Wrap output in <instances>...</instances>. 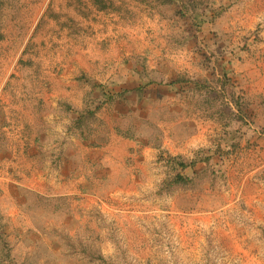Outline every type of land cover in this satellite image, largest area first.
Returning a JSON list of instances; mask_svg holds the SVG:
<instances>
[{"label": "rangeland", "instance_id": "obj_1", "mask_svg": "<svg viewBox=\"0 0 264 264\" xmlns=\"http://www.w3.org/2000/svg\"><path fill=\"white\" fill-rule=\"evenodd\" d=\"M88 1L83 0L85 4ZM112 2L120 6V14L98 13L102 15L100 33L113 37L114 41L132 43L133 57L145 54L149 67L156 70L157 79L164 82L173 78V70L205 77L192 49L195 44L176 48L178 42L173 34L179 28L171 20L162 19L141 0ZM226 2L232 3L217 18L218 40L222 47L239 53L233 58L234 80L244 94L252 93L256 87L249 86L245 68L264 62V48L259 46L264 41V19L256 15L264 9V0ZM11 3L15 4V0H0L2 33L3 7ZM82 7L92 14L84 4ZM110 27L113 29L109 30ZM127 28L128 32H120ZM87 30L84 29L82 40L87 39ZM3 40L0 41V246L5 245L8 254L6 261H1L0 256V264H264L262 135L252 138L250 146L242 143L226 154L221 163L224 175L217 176L215 182L205 176L194 186H177L169 193H160L168 173L166 158L206 146L221 131L220 122L206 117L195 99L187 100L186 94H170L161 99L155 92L154 99L137 101L121 116L117 109L125 111V108L120 102L98 111L101 122L91 125V133H86L88 139L106 143L110 134L127 139L114 129L131 130V135L142 139L131 141L143 150L142 158L136 157L140 163L134 167L128 168L117 160L122 165H115L113 176L93 183L90 173V179L74 183L80 193L53 197L57 198L56 203L50 205L33 203L37 201L33 198L36 193L30 188L7 186L6 182L15 179L21 182L24 175L38 174L46 181L43 190L51 192L47 183L52 181L50 174H58L54 181L58 184L59 176L63 178L61 181L64 175L71 178L68 175L73 166L81 165L82 172H87L88 166L94 164L91 160L100 159L101 153L98 151L96 158L92 157L94 154L81 143V134L69 130V116L60 107L62 111L55 115L49 112V123L41 120L44 121L41 148L29 146L37 130L34 124L40 122L30 123L27 118L35 114L33 107L38 104L33 102L47 93L48 87L41 86L44 81L41 68L46 69L44 65L50 55L45 43L30 41L25 47L34 58V65L19 63L15 55L2 53L6 46L2 45ZM245 46L247 50L242 49ZM257 102L260 107H256V127L264 126V106L260 99ZM30 159L35 160L31 167ZM100 164L93 169L99 177L107 170Z\"/></svg>", "mask_w": 264, "mask_h": 264}, {"label": "trees", "instance_id": "obj_2", "mask_svg": "<svg viewBox=\"0 0 264 264\" xmlns=\"http://www.w3.org/2000/svg\"><path fill=\"white\" fill-rule=\"evenodd\" d=\"M141 1L146 2L144 5L156 11L159 17L162 19L167 17V20L178 26V33L173 34L178 42L176 48L189 45L191 42L195 44L192 49L197 65L205 73V77L197 78L188 76L185 71L173 70V78L163 82L155 76L156 70L149 67L145 54L134 56L133 59H122L104 82H98L82 73L78 76V80L83 81L89 89V92L83 96L82 105L77 107L67 102L60 103L61 109L69 116V130L80 133L82 142L87 146H100L102 142L88 139L86 133H91L93 123L101 122L97 114L104 106L120 102V106L122 104L125 108V111L117 109L121 116L137 101L154 99L155 92L160 94L161 99L170 94L172 96L186 94L187 100L195 99L196 106L205 112L206 117L220 122L221 131L218 137L215 135L206 146H199L189 154L169 155L166 158L168 173L161 183L160 193H169L177 186H194L205 176H208L211 182H215L217 176L224 175L221 163L226 154L238 149L242 143H245L246 147L250 146L252 138L264 137V126L255 127L256 107H260L258 102H254L244 94L234 80L235 59L233 58L235 55L238 57L239 53L233 49L227 50L225 46L222 47L221 41L218 40L217 18H220L225 8L232 2L226 0ZM93 2L100 10L120 9V6H115L112 0H93ZM3 38L4 34L0 32V41ZM247 47L242 49L247 50ZM259 103L264 106L263 101L260 100ZM114 130L127 139L137 142L142 140L136 139V135H131L130 129L121 132L115 127ZM33 198L37 201L32 202L40 205L42 202H47L48 205L51 202L56 203L57 199L38 194ZM262 233L264 235V228ZM6 254H8L6 246H0V256H3L1 261L5 260Z\"/></svg>", "mask_w": 264, "mask_h": 264}, {"label": "crops", "instance_id": "obj_3", "mask_svg": "<svg viewBox=\"0 0 264 264\" xmlns=\"http://www.w3.org/2000/svg\"><path fill=\"white\" fill-rule=\"evenodd\" d=\"M87 3L85 4L83 0H15V4L11 3L3 7L4 40L2 45L6 46L2 53L15 55L19 63L33 66L34 58L28 54V47L26 48L25 45L34 41L45 43L48 56L50 55L46 62L47 65H44L46 69L41 68L42 72L40 71L41 79L44 80L41 86L48 87L47 93L38 96L39 98L33 102L38 104L33 107L35 114L29 115L27 118L30 123L40 122V124H34L37 130L33 134L32 144L29 143V146L33 145V148L38 149L42 146L40 142L44 129L41 125L44 124V121L41 120H46L49 123V112H53V115L58 113V110L61 112L62 110L59 109L61 102H67L77 107L82 105L83 96L88 87L83 81L78 80V76L85 73L98 82H104L122 59L134 58L135 48L132 43L114 41L113 37H109L103 32L100 33L99 19L102 15L98 13L104 15L110 12L120 13L113 10H100L93 0H89ZM82 4L88 7L92 14L86 12ZM256 15L263 20L264 9H261ZM85 28L88 29L87 39L82 40ZM112 29L113 27H110L109 30ZM129 30L127 28L120 32ZM80 41L82 42L81 46ZM57 43L60 44L57 45ZM259 46L264 48V41ZM36 52L34 51V53ZM25 60L26 62H24ZM258 65V67H255L254 64L251 68H245L247 76L250 77L249 86L256 87L255 92L246 94L256 103L258 99L264 102V62H258ZM244 88L247 89V87ZM81 143L90 154H94L92 157L100 152L101 158L91 160L94 164L91 167L88 166L87 172H82L81 165L73 166V170L68 175L71 178L66 179L67 175H64V180L61 181L63 178L59 176L58 184L54 183L57 181L58 174L55 172L50 174L52 181L48 180L47 183L51 192H48L47 189L43 190L45 187L43 184H46V181L38 174L34 177L24 175L21 182L15 179V181L5 184L9 187L14 185L30 188L36 194L45 197L74 195L80 193L74 187L76 181L82 182L90 179L91 173L92 182L99 183L105 176L114 175L115 165L120 164L117 160H122L126 167L132 168L140 163L136 157L142 158L140 154H143V150L140 147L137 148L134 141L118 138L114 134H110L106 143L102 142L100 146L89 147L82 140ZM130 158L135 161V164H128L130 161L133 162ZM34 162V159L29 160L30 167ZM100 163H103L102 167L107 168L106 174L104 169L101 177L97 171L93 170L94 168L98 169Z\"/></svg>", "mask_w": 264, "mask_h": 264}]
</instances>
